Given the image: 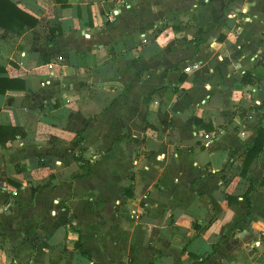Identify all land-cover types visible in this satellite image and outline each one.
Returning a JSON list of instances; mask_svg holds the SVG:
<instances>
[{"label":"crops","instance_id":"obj_1","mask_svg":"<svg viewBox=\"0 0 264 264\" xmlns=\"http://www.w3.org/2000/svg\"><path fill=\"white\" fill-rule=\"evenodd\" d=\"M10 1L0 264H264V0Z\"/></svg>","mask_w":264,"mask_h":264},{"label":"trees","instance_id":"obj_2","mask_svg":"<svg viewBox=\"0 0 264 264\" xmlns=\"http://www.w3.org/2000/svg\"><path fill=\"white\" fill-rule=\"evenodd\" d=\"M36 22L37 20L34 17H31L30 15L20 10L10 0H0V27L4 29H9V30L14 29V27H17L18 30H20L24 28V26L33 27L36 24ZM1 82L3 81L0 80V85H1ZM6 87L7 86H4L0 90L4 92ZM12 137H14V134H12L10 138ZM258 144L259 143H257L253 147V149L257 148L256 151L258 150V148H260ZM85 163L87 165V171L82 175H77L76 177H83V176H87L90 174V171H91L90 166L92 165V163H89V162H85ZM44 186L45 185L38 186V187H44ZM31 192L34 193L35 189H31Z\"/></svg>","mask_w":264,"mask_h":264},{"label":"built area","instance_id":"obj_3","mask_svg":"<svg viewBox=\"0 0 264 264\" xmlns=\"http://www.w3.org/2000/svg\"><path fill=\"white\" fill-rule=\"evenodd\" d=\"M184 70L187 71V72L190 71V70H191V66H186V67L184 68Z\"/></svg>","mask_w":264,"mask_h":264},{"label":"water","instance_id":"obj_4","mask_svg":"<svg viewBox=\"0 0 264 264\" xmlns=\"http://www.w3.org/2000/svg\"><path fill=\"white\" fill-rule=\"evenodd\" d=\"M0 211H2V210H0Z\"/></svg>","mask_w":264,"mask_h":264}]
</instances>
